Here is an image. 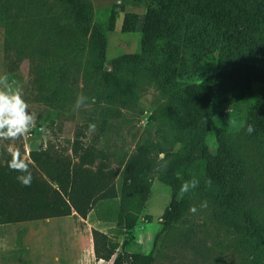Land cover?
Returning <instances> with one entry per match:
<instances>
[{
  "label": "rangeland",
  "instance_id": "rangeland-1",
  "mask_svg": "<svg viewBox=\"0 0 264 264\" xmlns=\"http://www.w3.org/2000/svg\"><path fill=\"white\" fill-rule=\"evenodd\" d=\"M226 1L236 20H242L231 35L239 39L238 49L226 46L233 51L226 61L214 49L206 53L201 22L176 13L172 37L182 63L178 67L140 49L149 0H79L90 8L83 13L85 20H76L71 7L56 0H0V76L20 89L36 118L26 134L0 138V158L18 151L34 168L31 150L71 155L75 138L104 151L112 168L120 167L144 140L158 141L171 154L181 155L200 122L182 105L183 91L207 85L202 104L206 113L214 109L215 131L204 137L188 179L180 182L181 187L195 178L199 185L181 198L182 216L159 238L153 264H250L253 256L264 261V136L257 129L264 119V0ZM112 10L114 29L107 34L100 64L89 47L91 28ZM254 13L257 18L250 23L255 25H250ZM238 52L249 70V88L243 98L225 102L247 78ZM104 72L111 73L122 98L107 90ZM78 94L89 98V107L74 108ZM158 106L169 109L174 123L190 116L161 137L151 120ZM90 123L96 129L88 133ZM162 170L152 174L149 198L125 248L128 253H148L160 229L170 201V189L159 181ZM205 201L207 206L201 207ZM193 206L195 214L189 211ZM118 215L114 200L97 204L85 220L74 215L23 224L30 264H111L92 254L91 229L96 226L121 245L125 234L115 228ZM12 232L9 229V264H21L25 255L17 257L11 250ZM19 233L17 245L22 241Z\"/></svg>",
  "mask_w": 264,
  "mask_h": 264
},
{
  "label": "trees",
  "instance_id": "trees-1",
  "mask_svg": "<svg viewBox=\"0 0 264 264\" xmlns=\"http://www.w3.org/2000/svg\"><path fill=\"white\" fill-rule=\"evenodd\" d=\"M56 1L64 2L71 7L70 11L76 20H85L83 13L90 10L88 4L84 2L78 4L79 0ZM149 1L151 8L146 13L140 31V49L150 56L161 58L168 66L169 64L182 66L175 56L176 45H173L172 37L174 31L172 21L177 18L176 13L193 16L201 22V34L204 33L202 48H206V53L214 49L226 61L227 58L229 60L230 53L238 49L240 41L232 40L231 35L236 33L235 29L240 27L242 20H236L226 0ZM114 12L112 10L99 24L95 23L91 28L89 47L100 64L104 62L107 34L114 29ZM254 18H257L256 13L250 17L249 23ZM226 46L234 50L229 51ZM238 56L247 78L240 89L224 99L225 102L243 98L249 88V70L239 52ZM102 77L107 90L122 98L123 93L112 80L111 73L104 72ZM195 97L197 102L193 103ZM207 97L208 86L204 84L183 91L182 105L187 110L194 111L195 120L200 122L190 131L189 141L181 155L171 154L158 141L144 140L122 161L120 167L112 168L104 151L75 138L72 142L71 155L53 149L29 152V158L34 166V168L29 166L32 176L30 186H23L18 182L16 177L20 173L9 168L11 155L0 158V225L71 215L85 220L97 204H107L116 200L119 215L115 220V228L119 234H125V238L119 245L115 237L91 229L95 259L105 262L112 260L111 264H153L154 250L159 238L182 216L181 198H178L180 182L188 179V170L198 160L204 137L215 131L214 109L206 113L202 104ZM261 113L264 117V109ZM189 116V113L182 115L181 121L174 123L169 109L166 106H158L151 120L157 125L156 133L162 137L166 136L167 129L176 130L177 125L186 121ZM257 129L264 136V119L257 123ZM160 154H163V157H160ZM162 167L159 181L170 189V201L160 217V229L155 234L152 248L148 253H128L125 248L133 239L137 220L149 198L152 174ZM260 214L264 217V211ZM255 217L257 221L261 218L258 215ZM146 219L150 220V216H146ZM18 236L20 237V233ZM249 263L264 264V261L253 256Z\"/></svg>",
  "mask_w": 264,
  "mask_h": 264
},
{
  "label": "clouds",
  "instance_id": "clouds-1",
  "mask_svg": "<svg viewBox=\"0 0 264 264\" xmlns=\"http://www.w3.org/2000/svg\"><path fill=\"white\" fill-rule=\"evenodd\" d=\"M94 102V98H93ZM89 98L83 94H78L74 108L80 109L81 107H89ZM35 115L29 111V106L22 98L20 89L13 88L8 82L6 76H0V138H16L26 134L35 123ZM96 129L95 124L88 125V133L94 132ZM248 132L251 133L252 126L249 125ZM9 168L13 171L20 173L16 179L23 186H30L31 184V171L28 163L21 157L17 151L13 153L12 159L9 162ZM212 181H206L208 187L211 186ZM199 181L195 178L189 181H184L181 184L178 198H182L190 190L198 187ZM207 202H202L201 207H206ZM190 212L195 214L196 207L193 206L189 209Z\"/></svg>",
  "mask_w": 264,
  "mask_h": 264
},
{
  "label": "crops",
  "instance_id": "crops-1",
  "mask_svg": "<svg viewBox=\"0 0 264 264\" xmlns=\"http://www.w3.org/2000/svg\"><path fill=\"white\" fill-rule=\"evenodd\" d=\"M88 215H87V218H88ZM73 216L74 215H71L69 217L72 218ZM69 217H64V218H69ZM44 221H47V220H39V221L23 222V223H16V224L0 225V264H9V237H8L9 229H11L13 231L12 232V238H14L11 241V250H14L16 252L17 257H19L20 254L23 256L25 255L24 256L25 262H22L21 264H30V259L27 257V255H28L29 251L31 250V248L29 247L28 239H26L27 232L20 226H22L23 224H26V225L40 224L41 222H44ZM95 223L100 224L101 220L96 219ZM95 227H93V229ZM19 232H21V234H22V236H21L22 241L20 242L19 245H17L16 244V237H17V234ZM30 245L32 246V244H30ZM92 248H93V246H92ZM92 254H93V249H92ZM98 261L100 262L101 260H98ZM110 263H111V261H110ZM13 264H15V263H13ZM17 264H19V263L17 262Z\"/></svg>",
  "mask_w": 264,
  "mask_h": 264
},
{
  "label": "water",
  "instance_id": "water-1",
  "mask_svg": "<svg viewBox=\"0 0 264 264\" xmlns=\"http://www.w3.org/2000/svg\"><path fill=\"white\" fill-rule=\"evenodd\" d=\"M111 262H112V260H111Z\"/></svg>",
  "mask_w": 264,
  "mask_h": 264
}]
</instances>
